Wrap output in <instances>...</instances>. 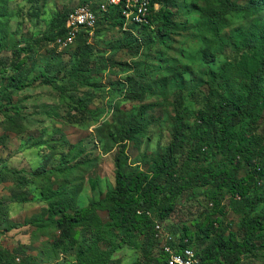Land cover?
Listing matches in <instances>:
<instances>
[{"label": "rangeland", "instance_id": "rangeland-1", "mask_svg": "<svg viewBox=\"0 0 264 264\" xmlns=\"http://www.w3.org/2000/svg\"><path fill=\"white\" fill-rule=\"evenodd\" d=\"M158 1L162 13L173 14L169 34L159 31L162 13L151 26L120 27L118 9L102 11L103 0H0V264H165L151 232H118L107 210L96 208L86 227L67 236L49 214L50 205L61 201L85 209L104 200L116 187L115 160L123 147L129 174L153 172L174 140L177 110L194 124L195 112L219 100L222 88L213 71L238 54L201 28L196 0ZM84 5L96 13L97 26L60 47L56 39L67 14ZM227 18L225 43L263 20L264 10L253 16L233 11ZM213 47L223 52L215 55ZM256 133L264 134V119ZM198 142L189 139L177 156L175 178L163 174L150 210L175 235L190 229L199 237L221 206L220 230L240 239L242 215L264 213V204L251 210L213 185L181 191L184 179L203 165L223 161L208 159L207 150L199 153L200 162L188 158ZM251 173L246 165L240 176ZM260 243L241 264H264Z\"/></svg>", "mask_w": 264, "mask_h": 264}, {"label": "trees", "instance_id": "trees-1", "mask_svg": "<svg viewBox=\"0 0 264 264\" xmlns=\"http://www.w3.org/2000/svg\"><path fill=\"white\" fill-rule=\"evenodd\" d=\"M196 1L202 12L199 22L201 28L212 33L211 39L221 41L223 47L226 44L230 45L238 54L236 60L228 59L221 65L219 71H213L214 83H217L219 90L222 88L219 100L214 106L195 112L194 124L181 109L177 110L174 117V140L166 153L157 160L153 172L129 174L123 161L126 148L123 147L122 154L115 160L116 187L104 200L85 209L69 208L62 201L50 205V217L58 218L57 226L61 236H67L79 227H86L89 216L96 208H102L109 211L118 232L127 230L128 234H134L138 230L140 236H149L151 232L152 240L156 242L163 254V262L167 264L161 244L156 239L158 220L150 209L157 202L155 189L163 174L175 178L177 156L183 152L191 138L199 139V142L192 146L188 158L200 162L199 153L202 155L203 150H207L208 159L217 160L222 156L223 161L211 168L203 165V169L199 170L196 176L184 179L187 182L181 183V191H188L198 185H213L216 193L230 194L237 201L247 204L251 210L264 204V134L256 133L264 119V19L255 20L248 28L231 34L227 43L221 36L228 14L236 11L247 12L249 16L256 15L264 10V0H249L244 4L236 3L234 0H204L205 5H200V0ZM113 8L118 9L116 21L122 27L124 19L121 9L119 6ZM160 13L162 8L154 9L148 23L130 25L151 26ZM162 16L163 25L159 31L169 34L173 31V14L165 9ZM65 23L66 19L62 33L57 39L64 36ZM214 49L210 48L209 51L214 52ZM222 52L223 48H220L214 54ZM245 121L247 125L241 126ZM130 131L133 132L134 129L131 127ZM257 159H260L259 163H255ZM246 165L253 167L254 173L242 177L240 173ZM62 166H65V159L60 167ZM211 206L214 207L215 204L212 203ZM173 209L174 206L171 205L168 213L164 212L162 217L166 218ZM224 212L225 208L219 206L214 214L221 216ZM220 216L207 220L208 225L203 226L202 235L199 237L198 234L193 235L190 229L180 233L190 239L201 264H241L242 256L255 250L258 241H261L260 246L264 247V213L260 212L254 216H250L249 213L242 215L241 223L239 222L242 233L240 239L232 233L225 236L220 230L223 221ZM159 220L166 223V219ZM214 234L215 238L207 248H202L203 242Z\"/></svg>", "mask_w": 264, "mask_h": 264}, {"label": "built area", "instance_id": "built-area-1", "mask_svg": "<svg viewBox=\"0 0 264 264\" xmlns=\"http://www.w3.org/2000/svg\"><path fill=\"white\" fill-rule=\"evenodd\" d=\"M119 6L124 19L123 25L148 23L154 9L159 7L156 0H103L102 11ZM98 24V18L90 5L77 7L69 12L65 23V34L57 39L60 47H69L80 32H92ZM152 216V214L150 213ZM156 239L166 257L167 264H201L191 241L182 234L175 235L166 223L156 221Z\"/></svg>", "mask_w": 264, "mask_h": 264}]
</instances>
